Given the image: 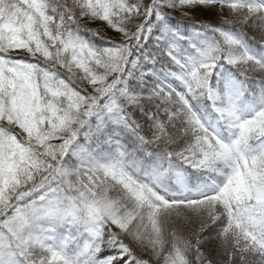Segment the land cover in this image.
Listing matches in <instances>:
<instances>
[{"label": "snow or ice", "instance_id": "snow-or-ice-1", "mask_svg": "<svg viewBox=\"0 0 264 264\" xmlns=\"http://www.w3.org/2000/svg\"><path fill=\"white\" fill-rule=\"evenodd\" d=\"M0 264H264V0H0Z\"/></svg>", "mask_w": 264, "mask_h": 264}, {"label": "trees", "instance_id": "trees-1", "mask_svg": "<svg viewBox=\"0 0 264 264\" xmlns=\"http://www.w3.org/2000/svg\"><path fill=\"white\" fill-rule=\"evenodd\" d=\"M191 29L189 28V31H190ZM109 33L110 34H113L114 33V30H109ZM221 75H223L222 73H221Z\"/></svg>", "mask_w": 264, "mask_h": 264}]
</instances>
